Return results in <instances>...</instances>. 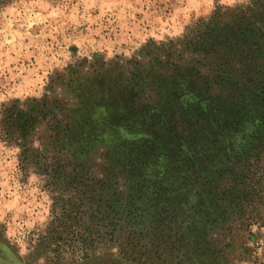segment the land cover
I'll return each mask as SVG.
<instances>
[{
  "label": "trees",
  "instance_id": "1",
  "mask_svg": "<svg viewBox=\"0 0 264 264\" xmlns=\"http://www.w3.org/2000/svg\"><path fill=\"white\" fill-rule=\"evenodd\" d=\"M255 5L219 6L182 47L142 48L152 64L122 77L95 71L73 103L55 101L57 136L72 142L56 148L54 220L36 249L188 264L216 251L210 228L264 226V10Z\"/></svg>",
  "mask_w": 264,
  "mask_h": 264
},
{
  "label": "rangeland",
  "instance_id": "2",
  "mask_svg": "<svg viewBox=\"0 0 264 264\" xmlns=\"http://www.w3.org/2000/svg\"><path fill=\"white\" fill-rule=\"evenodd\" d=\"M258 2L263 11L264 0H9L0 7V264H111L36 249L54 220L56 148L72 142L57 136L55 101L73 103L95 71L122 77L137 62L152 64L142 48L182 47L219 6L249 13ZM209 231L216 251H196L188 264H264V226L233 221Z\"/></svg>",
  "mask_w": 264,
  "mask_h": 264
}]
</instances>
